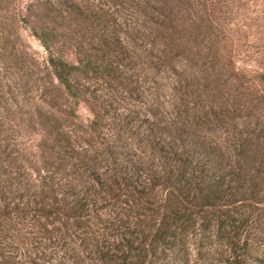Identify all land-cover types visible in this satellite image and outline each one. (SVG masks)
Here are the masks:
<instances>
[{"label": "rangeland", "instance_id": "rangeland-1", "mask_svg": "<svg viewBox=\"0 0 264 264\" xmlns=\"http://www.w3.org/2000/svg\"><path fill=\"white\" fill-rule=\"evenodd\" d=\"M43 1L0 0V148L18 149L30 177L44 170L39 141L45 139V127L54 119L65 125L63 110L71 102L49 71L46 51L30 32V25L52 27V52L70 62L79 55L78 47L92 53L103 39L121 56V86L87 80V89L108 108L105 131L121 144L117 151H148L150 146L140 141L146 132L155 140L164 138L153 147L165 144L168 135L180 128L181 119L198 112L203 121L198 133L223 146L228 143L222 147L229 154L222 158L227 168L237 157L229 139L238 131L245 133V126L264 130V101L257 99L263 84L256 76L264 71V0H70L74 7L56 14L46 13ZM73 106L77 131L71 137L78 157L53 163L78 177L80 166H89L103 153L96 141L91 146L85 142L84 131L91 118L87 105L79 100ZM202 110L207 113L203 115ZM45 142L54 144L51 135ZM80 147L86 148L84 154ZM245 147L251 157L246 159L248 165L264 163L262 138ZM68 161H75L77 168L70 169ZM99 163V171L112 172L114 163L109 158ZM117 166L120 170L114 177L130 169L129 161ZM157 190L163 196V190ZM100 202L96 200L92 207L99 216L91 217L93 224L87 230L94 237L88 244H79L77 236L66 245L46 232L32 234L25 231L26 224L3 216L0 264H87L94 258V243L111 249L133 228V218L124 213V196L113 204ZM261 221V227L247 231L248 237L258 234V249L250 264H264L257 258L264 251ZM205 232L189 228L171 248L157 249L159 256L152 257L153 264H227Z\"/></svg>", "mask_w": 264, "mask_h": 264}, {"label": "trees", "instance_id": "trees-1", "mask_svg": "<svg viewBox=\"0 0 264 264\" xmlns=\"http://www.w3.org/2000/svg\"><path fill=\"white\" fill-rule=\"evenodd\" d=\"M69 1L45 0L42 7L46 13L56 14L62 8L74 7L75 2ZM29 28L46 51L45 60L55 82L68 94L71 102L63 110L67 123L61 125L54 119L45 127V139L39 141L43 147L40 154L42 173L37 170L30 177L19 159L18 149L0 148V175L8 176L0 177V219L5 216L13 222L26 224L25 231L32 234H52L66 245L73 242V236L79 238V244H88L94 237L87 230L93 224L91 217L99 216L97 208L92 209L93 204L96 200L113 204L122 195L124 213L128 219L133 218V228L126 230L111 249L94 243L91 251L95 255L87 260V264H153L152 257L159 256L157 249L171 248L189 228L195 227L206 231L210 244L218 248V254L223 256L220 258L227 264H250L253 252L258 249V234L253 232L248 237L247 231L251 227H261L264 219V176H258L264 173V163L248 165L249 152L245 146L259 137L264 140V130L245 126V133L238 131L233 139H229L232 154L237 157L234 165L227 168L222 158L229 154L226 155L222 147H227L228 143L223 146L198 133L203 122L198 112L181 119L180 128L168 135L165 144L153 147L164 138L157 141L146 132L140 136V141L150 146L148 151L141 148L117 151L121 144L105 131L108 108L87 89V80L93 78L115 88L121 86L124 80L121 56L109 47V41L103 39L102 46L92 53L78 47L79 55L70 62L52 52L55 33L52 27L37 29L30 25ZM256 76L263 84L257 99L263 102L264 71ZM234 77H237L236 73ZM79 100L91 113L88 130L84 131L85 142L91 146L92 141H96L103 154L89 166H80L78 177H71L70 172L64 171L65 167L53 162L78 157L71 135L77 131L72 121L75 116L72 107ZM202 111L203 115L207 113ZM50 135L54 144L47 146L45 140ZM80 149L84 154L86 148ZM104 157L114 163L108 175L104 169L99 171V161ZM121 161H129L130 169L114 177L120 170L117 165ZM67 164L70 169L77 168L75 161ZM121 167L124 169L125 165ZM110 174L113 175L110 177ZM157 189L163 190V196L158 195ZM261 252L262 256L257 258L264 263V251Z\"/></svg>", "mask_w": 264, "mask_h": 264}]
</instances>
